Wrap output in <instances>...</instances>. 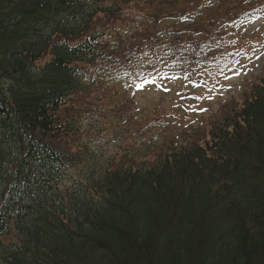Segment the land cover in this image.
Wrapping results in <instances>:
<instances>
[{"label":"trees","instance_id":"obj_1","mask_svg":"<svg viewBox=\"0 0 264 264\" xmlns=\"http://www.w3.org/2000/svg\"><path fill=\"white\" fill-rule=\"evenodd\" d=\"M117 11L0 0V264H264V78L223 125L60 191L82 78L124 57Z\"/></svg>","mask_w":264,"mask_h":264},{"label":"rangeland","instance_id":"obj_2","mask_svg":"<svg viewBox=\"0 0 264 264\" xmlns=\"http://www.w3.org/2000/svg\"><path fill=\"white\" fill-rule=\"evenodd\" d=\"M95 1L118 9L103 23L124 57L82 78L74 103L88 111L74 110L80 135L69 149L79 158L60 170L61 192L121 157L157 158L192 127L223 125L264 78V0Z\"/></svg>","mask_w":264,"mask_h":264},{"label":"water","instance_id":"obj_3","mask_svg":"<svg viewBox=\"0 0 264 264\" xmlns=\"http://www.w3.org/2000/svg\"><path fill=\"white\" fill-rule=\"evenodd\" d=\"M4 109H5L4 103L2 101H0V111L4 112Z\"/></svg>","mask_w":264,"mask_h":264}]
</instances>
